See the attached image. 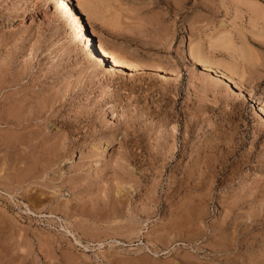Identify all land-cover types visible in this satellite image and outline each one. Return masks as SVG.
Returning a JSON list of instances; mask_svg holds the SVG:
<instances>
[{"label": "rangeland", "instance_id": "374dc122", "mask_svg": "<svg viewBox=\"0 0 264 264\" xmlns=\"http://www.w3.org/2000/svg\"><path fill=\"white\" fill-rule=\"evenodd\" d=\"M64 11L0 0V264H264V0Z\"/></svg>", "mask_w": 264, "mask_h": 264}, {"label": "bare ground", "instance_id": "6f19581e", "mask_svg": "<svg viewBox=\"0 0 264 264\" xmlns=\"http://www.w3.org/2000/svg\"><path fill=\"white\" fill-rule=\"evenodd\" d=\"M51 2L54 3L56 9L65 12L64 10L66 8H68L69 5V0H50ZM77 35L75 34V32H73V38L76 39ZM82 41L85 44V46L87 47V49H91V51H89L90 55L92 56L93 59L99 60V62H103L105 60L109 61L110 67L112 69H118V70H127L130 69L131 73L133 72L138 73L140 72V70L142 69V67L139 65H135L133 63L127 62V61H122L120 60L118 57L115 58L112 55H109L105 50H103L101 47H98L96 45H94L92 43V33L89 30V28H86L82 34ZM98 62V63H99ZM228 82H230L228 79H226ZM235 88L238 89V87L236 85H234ZM240 90V89H239ZM259 110L263 111L261 106H259L258 108Z\"/></svg>", "mask_w": 264, "mask_h": 264}]
</instances>
